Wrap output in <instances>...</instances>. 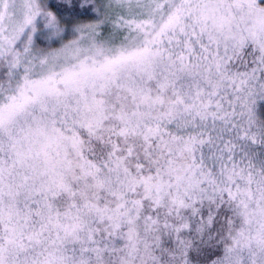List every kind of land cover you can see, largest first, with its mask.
I'll return each mask as SVG.
<instances>
[{
	"label": "snow or ice",
	"instance_id": "obj_1",
	"mask_svg": "<svg viewBox=\"0 0 264 264\" xmlns=\"http://www.w3.org/2000/svg\"><path fill=\"white\" fill-rule=\"evenodd\" d=\"M0 264H264V0H0Z\"/></svg>",
	"mask_w": 264,
	"mask_h": 264
},
{
	"label": "rangeland",
	"instance_id": "obj_2",
	"mask_svg": "<svg viewBox=\"0 0 264 264\" xmlns=\"http://www.w3.org/2000/svg\"><path fill=\"white\" fill-rule=\"evenodd\" d=\"M49 2H50L51 4H56V3H58V0H49Z\"/></svg>",
	"mask_w": 264,
	"mask_h": 264
}]
</instances>
